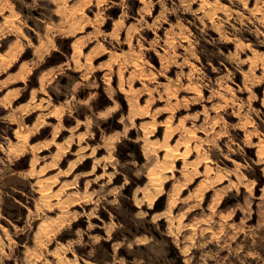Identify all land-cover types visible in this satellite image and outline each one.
<instances>
[{
    "label": "rangeland",
    "instance_id": "1",
    "mask_svg": "<svg viewBox=\"0 0 264 264\" xmlns=\"http://www.w3.org/2000/svg\"><path fill=\"white\" fill-rule=\"evenodd\" d=\"M0 264H264V0H0Z\"/></svg>",
    "mask_w": 264,
    "mask_h": 264
},
{
    "label": "bare ground",
    "instance_id": "2",
    "mask_svg": "<svg viewBox=\"0 0 264 264\" xmlns=\"http://www.w3.org/2000/svg\"><path fill=\"white\" fill-rule=\"evenodd\" d=\"M224 41H225V40H224ZM115 135H116V134H115ZM113 136H114V135H113ZM116 136H117V135H116ZM116 136H115V137H116ZM111 138H112V137H111ZM109 140H110V139H109ZM109 144H111V143H109ZM177 148H178V147H177ZM178 150H179V148H178ZM178 150H177V151H178ZM172 151H173V148H172L170 145L165 146V148H164V152H165V154H166V155H165V156H166V157H165L166 159H170V158H171ZM174 151L176 152V150H174ZM185 151H186V150H185ZM185 151H184V152H185ZM178 152H179V151H178ZM184 152H181V153L183 154ZM173 153H174V152H173ZM182 154H181V155H182ZM184 156H185V155H184ZM173 157H174V156H173ZM174 158H175V157H174ZM178 158H179V157H178ZM204 161H205V160H204ZM162 170H163V169H162ZM155 178H156V177H155ZM155 178H154V180H155ZM156 180H157V179H156ZM204 186H205V184H204ZM187 198H188V197H187ZM150 201H151V200H150ZM173 202H174V201H173ZM173 202H172V204H173ZM172 204H171V205H172ZM166 211H167V210H166Z\"/></svg>",
    "mask_w": 264,
    "mask_h": 264
},
{
    "label": "water",
    "instance_id": "3",
    "mask_svg": "<svg viewBox=\"0 0 264 264\" xmlns=\"http://www.w3.org/2000/svg\"><path fill=\"white\" fill-rule=\"evenodd\" d=\"M161 206V205H160ZM157 207H159V205L157 206ZM161 208V207H160Z\"/></svg>",
    "mask_w": 264,
    "mask_h": 264
}]
</instances>
